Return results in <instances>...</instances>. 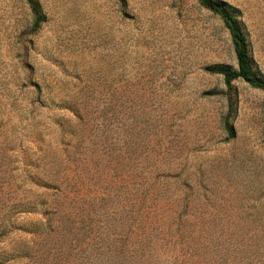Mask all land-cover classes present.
I'll list each match as a JSON object with an SVG mask.
<instances>
[{
    "label": "rangeland",
    "instance_id": "1",
    "mask_svg": "<svg viewBox=\"0 0 264 264\" xmlns=\"http://www.w3.org/2000/svg\"><path fill=\"white\" fill-rule=\"evenodd\" d=\"M35 1L33 29L27 0H0V264H110L109 253L68 251L40 233L52 197L38 163L41 150L67 148L70 176L103 189L97 174L119 152L105 129L127 124L128 172L196 179L191 218L211 224V264H264V91L217 72L237 68L221 19L198 0ZM217 1L237 13L264 78V0ZM164 252L154 264H174Z\"/></svg>",
    "mask_w": 264,
    "mask_h": 264
},
{
    "label": "trees",
    "instance_id": "2",
    "mask_svg": "<svg viewBox=\"0 0 264 264\" xmlns=\"http://www.w3.org/2000/svg\"><path fill=\"white\" fill-rule=\"evenodd\" d=\"M198 1L221 19L230 34L237 68L217 70L226 85L239 78L264 91V78L253 69L235 10L217 0ZM27 3L33 13L34 29L43 18L35 0H27ZM228 117L229 114L224 118L223 128L231 137L233 129ZM78 129L82 130L81 127ZM107 129L105 131H110L117 142L115 148L119 152L111 154V151L97 174V179L107 183L103 189L96 188L95 183L84 189L81 176H70L66 170L74 160L67 148L56 154L41 150L40 183L52 198L50 202H43L50 216L42 223L44 227L40 228V233L47 229L53 233L57 245L66 246L68 251L79 246L83 252L96 249L103 256L109 253L110 264H154L160 250L163 254L168 252L166 254L172 256L174 264H211V224L191 218L196 208V179L193 176L187 179L169 168L144 176L128 172L126 167H129L130 157H122L120 148L130 149V126ZM110 171H113L111 175ZM72 180L79 186H72ZM110 199L117 204L116 209L104 214L96 210L99 201ZM106 216H109L108 228L103 225ZM95 226L101 227L102 232L99 245L93 247L89 241Z\"/></svg>",
    "mask_w": 264,
    "mask_h": 264
}]
</instances>
